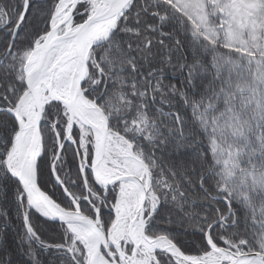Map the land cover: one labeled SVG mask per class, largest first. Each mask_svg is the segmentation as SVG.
<instances>
[{
	"label": "snow or ice",
	"instance_id": "6c2138e0",
	"mask_svg": "<svg viewBox=\"0 0 264 264\" xmlns=\"http://www.w3.org/2000/svg\"><path fill=\"white\" fill-rule=\"evenodd\" d=\"M0 264H264V0H0Z\"/></svg>",
	"mask_w": 264,
	"mask_h": 264
}]
</instances>
